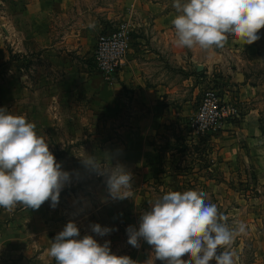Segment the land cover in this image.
I'll return each instance as SVG.
<instances>
[{
	"label": "rangeland",
	"instance_id": "1",
	"mask_svg": "<svg viewBox=\"0 0 264 264\" xmlns=\"http://www.w3.org/2000/svg\"><path fill=\"white\" fill-rule=\"evenodd\" d=\"M54 5V0H0V108L34 123L35 131L48 143L62 169L74 177L72 184L61 191L55 208L58 215L53 220L50 214L46 215L47 211L42 213L43 208H51L49 202L38 210L22 211L32 224L26 230L27 237L18 245L13 241L7 249L9 260L26 252L33 260L29 264H55L48 249L71 220L79 228L80 238L87 234L100 244L111 241L112 253L127 255L137 264H162L155 260L151 246L145 241H140L139 248L129 245L126 228L129 225L138 228L140 215L150 210V202L163 194L197 190L207 193L206 202L216 204L218 213L227 217L229 227L241 222L246 225V234L236 236L231 246L236 264H264V176H257L256 159L244 157L243 162L241 158L237 160L239 163H229L222 160V153L212 152V136L228 130L229 123L200 134H193L188 125L189 115L203 91L215 88L238 111L230 123L238 125L250 104L258 109L264 126V91L243 101L237 93L226 96L227 84L223 79L226 75L222 69H214L209 77L206 75L199 81L183 83L179 77L206 73L202 67H189L185 71L177 62L166 60L170 62L173 82L179 79L173 85L181 86L182 92L187 89L184 103L187 114L165 124V131L153 140L158 164L149 169L151 176L147 175V167L141 166L145 176H133L132 197L112 200L105 178L89 174L81 163L85 158H95L102 167L115 166L114 147L123 135L119 129L128 124L126 109L122 112L120 102L111 98L114 87L104 85L117 75L108 79L95 69L93 46L100 36L125 22L130 52L134 54L139 41L148 44L149 17L140 0H70L67 5ZM259 35L261 38L253 44L257 52L259 46L264 50L263 28ZM138 36L144 40L138 41ZM238 53L242 54L235 52ZM261 57V61L247 63L244 70L253 83H264V55ZM147 60L145 53L139 54L138 64L144 70ZM173 104L179 106L176 100ZM125 166L132 172L131 166ZM73 170L79 173V179ZM44 217H50L49 224L54 226L48 225ZM93 223L118 231L100 237L91 231L89 225ZM56 227L58 231L54 230ZM44 250L47 260L34 259L38 251Z\"/></svg>",
	"mask_w": 264,
	"mask_h": 264
},
{
	"label": "clouds",
	"instance_id": "2",
	"mask_svg": "<svg viewBox=\"0 0 264 264\" xmlns=\"http://www.w3.org/2000/svg\"><path fill=\"white\" fill-rule=\"evenodd\" d=\"M172 7L178 13L171 21L178 48L215 51L223 49L229 37L233 43L251 45L264 28V0H173ZM35 128L24 116L0 108V208L9 212L17 206L38 210L45 202L55 209L61 191L74 178ZM81 163L89 174L105 178L112 200L132 197L133 176L125 165L102 167L95 158ZM206 197L197 190L163 194L140 215L138 228H126L127 243L139 248L145 241L162 264H236L231 246L236 236L246 234V225L229 227L227 217ZM89 227L100 237L118 231L98 223ZM110 244L107 240L100 244L87 234L80 238L79 228L70 220L54 237L48 255L55 264H137L127 255L112 253Z\"/></svg>",
	"mask_w": 264,
	"mask_h": 264
},
{
	"label": "crops",
	"instance_id": "3",
	"mask_svg": "<svg viewBox=\"0 0 264 264\" xmlns=\"http://www.w3.org/2000/svg\"><path fill=\"white\" fill-rule=\"evenodd\" d=\"M69 2L70 0H54L55 5H67ZM140 2L141 8L149 17L148 44L142 45L139 40H144V38L138 36L139 47L135 48L134 54L129 51L126 63L114 81L106 82L104 85L106 84L107 88L114 87L111 98L120 102L122 112L126 109L128 118V124L119 129L123 134L122 139L114 147L116 162L131 166L132 176H145V171L143 174L141 166L143 169L147 167V175L151 176L152 170L149 169L158 164L157 148H155L156 144L153 140L165 131V124L175 122L187 114L184 113L187 89L183 88L182 92L181 86H175L173 83L180 78L183 83L192 82V79L199 81L206 75L209 77V73L214 69H222L226 75L223 77L227 84L225 85L226 96L230 97L237 93L242 101L250 100L258 92L264 91V83L251 82L244 72L248 66L247 63H255L262 59L253 44L243 46L233 43V38L229 37V42L225 47L215 51H204L199 47L191 50L178 48L174 43L176 37L171 24L172 19L178 13L169 7L171 1L140 0ZM235 52H242V54H235ZM140 53H145L147 56L146 70L138 64ZM166 60L171 63L177 62L185 71L189 67L199 69L200 66L206 74L200 76L197 73L195 75L188 73L173 82L169 72L170 65L168 63L170 62H166ZM175 100L179 102L178 107L175 105L176 103L173 104ZM228 127L232 128L218 131L212 136L213 140L210 142L212 152L222 153V160L229 163L238 162V159L241 161V158L243 162L244 157L246 159L252 157L251 161L255 158L257 176H264V129L260 128L258 109L253 105H247L240 123L238 125L229 123ZM29 209L22 206L9 212L0 208L1 264L32 263L33 260L29 259L30 256L26 252L19 253L14 260H9L10 255L7 252L13 241L18 245L21 239L27 237L26 230L29 223L32 224V222H28L27 217L22 215V211ZM54 210L43 208L42 213L47 211L46 215L50 214L53 220L58 215ZM17 216L19 219L16 218ZM44 218L47 219L48 225L54 226L49 224L50 217ZM41 224L43 225L42 222ZM43 227L45 226L43 225ZM43 227L41 226V228ZM54 230L58 231L57 227ZM45 255V250L38 251L34 259H44L45 261L47 260Z\"/></svg>",
	"mask_w": 264,
	"mask_h": 264
},
{
	"label": "built area",
	"instance_id": "4",
	"mask_svg": "<svg viewBox=\"0 0 264 264\" xmlns=\"http://www.w3.org/2000/svg\"><path fill=\"white\" fill-rule=\"evenodd\" d=\"M129 51L128 25L121 22L94 44L92 57L95 69L105 78H113L125 65ZM237 114L236 107L222 98L215 88H206L189 115L188 125L193 134L211 132L230 123Z\"/></svg>",
	"mask_w": 264,
	"mask_h": 264
},
{
	"label": "trees",
	"instance_id": "5",
	"mask_svg": "<svg viewBox=\"0 0 264 264\" xmlns=\"http://www.w3.org/2000/svg\"><path fill=\"white\" fill-rule=\"evenodd\" d=\"M171 1L173 2V0H171ZM182 2H183V0H182ZM169 7L173 8L172 5H170ZM253 44H256V42H254ZM259 54L264 55V50L261 48V46H259ZM259 122H261V125H260L261 130H263L264 126H263V123L261 121V118H259Z\"/></svg>",
	"mask_w": 264,
	"mask_h": 264
},
{
	"label": "water",
	"instance_id": "6",
	"mask_svg": "<svg viewBox=\"0 0 264 264\" xmlns=\"http://www.w3.org/2000/svg\"><path fill=\"white\" fill-rule=\"evenodd\" d=\"M199 68H200V66H199Z\"/></svg>",
	"mask_w": 264,
	"mask_h": 264
}]
</instances>
